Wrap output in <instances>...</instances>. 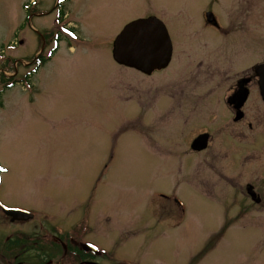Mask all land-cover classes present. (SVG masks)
Instances as JSON below:
<instances>
[{"label": "rangeland", "instance_id": "rangeland-1", "mask_svg": "<svg viewBox=\"0 0 264 264\" xmlns=\"http://www.w3.org/2000/svg\"><path fill=\"white\" fill-rule=\"evenodd\" d=\"M33 1L27 11L32 0H0V205L34 215L13 223L0 211V264H90L67 246L93 252V264H264V210L238 195L264 163V104L253 98V129L233 141L210 123L232 144L230 162L222 152L184 160L200 131L183 126L194 97L229 95L235 83L199 73L203 46L215 52V42L197 40L199 52L187 36L215 32L243 68L240 38L252 32L257 65L264 0H63V18L57 0ZM208 11L225 35L205 29ZM152 17L177 50L167 70L146 77L112 50L127 24ZM41 36L44 57L58 48L35 69Z\"/></svg>", "mask_w": 264, "mask_h": 264}, {"label": "flooded vegetation", "instance_id": "flooded-vegetation-1", "mask_svg": "<svg viewBox=\"0 0 264 264\" xmlns=\"http://www.w3.org/2000/svg\"><path fill=\"white\" fill-rule=\"evenodd\" d=\"M216 17L211 12H205L203 15V23L205 25V29L209 31H216L220 32L221 34H226V30H228L227 27L222 28V26L218 23ZM252 20L251 17L248 18V21ZM251 25V24H250ZM249 29V27H248ZM230 31V30H229ZM246 34H242L241 38L244 37L247 39L246 43H242V47H246V56L241 61V65L243 68H240L239 62L235 64V59L229 60L230 54L233 53L234 49H229L225 47L221 42L220 37L217 38V34L214 33H205L201 34L200 38L195 35V33H192L187 36V40L193 41L194 45L191 47V45L186 46L188 49L191 48H198V51L200 52L202 50V45L199 43L198 45H195V42L198 40L200 41L202 37L209 38L210 40H213L214 45L213 48H216L215 52H212L213 50L207 51L206 46H203V52H204V59L199 62L197 65V71L200 73L203 71V73L207 77L211 78H218L222 79L223 77L227 80H234L235 83L233 85V88L230 90L229 95H204L202 97H194L192 99V109H195V113L192 114V119H189L188 121L185 119L183 126L185 129H191V132H197L199 133L195 134L194 136L190 137L188 139V143L185 144V152H184V160L191 159V157L197 156L201 160L200 162L206 163V161H209V159H212L213 156H219L218 153L223 156L222 160H228L227 162H230L231 160V147L232 144L227 146V141L220 139L218 135H213V129L210 123H214V125L219 127V131L222 129V131H229V139L233 141L234 133L240 131L243 129L244 132L246 130H252L254 121H251L249 117L251 116L250 110L252 107H249V104L252 102L253 98L259 99L263 104V100L261 95H251L252 87L258 84V77L255 74V64L253 65L251 62H249L248 58L249 55L252 53L251 49V41H252V32H245ZM233 34L235 33H232ZM238 35V33H236ZM171 38V37H170ZM234 38V36H233ZM239 39V38H238ZM172 41V58L169 66L162 70L154 72L152 75L146 76V77H152L156 73L163 72L167 70L174 60L175 52L177 50V45ZM187 41V42H188ZM224 45V46H223ZM233 47H236L237 44L232 45ZM220 48V49H219ZM223 49V50H222ZM251 49V51H250ZM215 50V49H214ZM234 55L236 56L237 53L234 51ZM227 59V60H224ZM244 60V61H243ZM264 63L261 62L259 64ZM234 68V70H233ZM240 68V69H238ZM243 69V70H242ZM234 71H236L234 73ZM233 73V74H230ZM223 74V75H222ZM230 74V75H229ZM233 81V82H234ZM243 88L247 90L248 95H235L239 88ZM171 106H173V102L171 103ZM181 108H173L171 112L174 115V112L179 113L181 117ZM203 114H206L205 116ZM210 118V119H209ZM207 120H210L207 124ZM207 136V139L205 141L206 147L204 149H198L195 148V142L200 136ZM218 137V138H216ZM222 148V149H221ZM191 163V162H190ZM261 163V162H260ZM201 168L204 167V165L200 166ZM205 168V167H204ZM202 168V169H204ZM256 177L251 178L249 181L246 182L244 186L240 188V193L238 194L241 197H244L245 200H247V204L253 205L255 208H260L261 210H264V163L258 164L256 169ZM236 195V198L232 197L231 200H238V197ZM244 200V201H245ZM175 204L180 206L178 204V201L174 199ZM177 202V203H176ZM226 207L225 204H222V208ZM225 213L227 212V209L224 208ZM233 220V219H232ZM227 227V226H226ZM225 229V228H224ZM92 261V259L88 260ZM86 262V261H84ZM83 263V262H82Z\"/></svg>", "mask_w": 264, "mask_h": 264}, {"label": "water", "instance_id": "water-1", "mask_svg": "<svg viewBox=\"0 0 264 264\" xmlns=\"http://www.w3.org/2000/svg\"><path fill=\"white\" fill-rule=\"evenodd\" d=\"M172 55V44L165 25L156 18L139 19L126 25L113 44V59L119 65L134 68L145 74H151L168 66ZM259 76V88L264 101V64L256 67ZM237 95H248L239 90ZM207 136H200L194 147L204 149ZM11 222L28 221L33 215L3 208Z\"/></svg>", "mask_w": 264, "mask_h": 264}, {"label": "trees", "instance_id": "trees-1", "mask_svg": "<svg viewBox=\"0 0 264 264\" xmlns=\"http://www.w3.org/2000/svg\"><path fill=\"white\" fill-rule=\"evenodd\" d=\"M46 62H47V60H44L43 58H39L40 67L43 66ZM18 241L20 242L19 239L15 240V241H9L8 244L9 245L14 244V246H11V247L16 249L20 245H22L21 243H17ZM74 252H75V255L78 256L82 261L93 259V257L90 254H85V253H82L81 251H78V250H75Z\"/></svg>", "mask_w": 264, "mask_h": 264}, {"label": "snow or ice", "instance_id": "snow-or-ice-1", "mask_svg": "<svg viewBox=\"0 0 264 264\" xmlns=\"http://www.w3.org/2000/svg\"><path fill=\"white\" fill-rule=\"evenodd\" d=\"M0 170H5L6 171V169H0Z\"/></svg>", "mask_w": 264, "mask_h": 264}]
</instances>
